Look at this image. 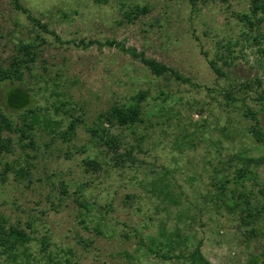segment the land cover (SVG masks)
<instances>
[{
  "label": "rangeland",
  "instance_id": "374dc122",
  "mask_svg": "<svg viewBox=\"0 0 264 264\" xmlns=\"http://www.w3.org/2000/svg\"><path fill=\"white\" fill-rule=\"evenodd\" d=\"M21 2L62 39L122 41L190 83L156 76L115 47L61 45L44 34L46 42L37 47L23 81L0 82V110L17 129L3 131L12 142L3 162L13 170L3 180L0 165V214L31 238L28 258L20 246L15 260L0 262L190 264L189 255L200 242L211 264H262L264 147L247 132L251 122L242 113L252 107L264 125L256 96L264 91L263 57L244 39L236 19L237 12L249 10L250 0H199L194 6L188 0ZM134 5L147 11L128 20L124 12ZM36 31L9 0H0V66L19 56V42L33 41ZM227 41L233 50L223 48ZM219 50L226 63L217 59ZM209 59L217 60L222 77L209 67ZM255 77L262 79L261 86L236 94L237 101L227 106L222 90ZM20 91L23 103L16 101ZM140 91L147 93L141 122L98 125L99 114L130 103ZM28 109L40 118L31 141L18 131L23 119L32 117ZM73 118L79 122L67 139L62 132ZM43 119L59 124L46 128ZM90 127H98L97 136ZM108 136L120 140L134 158L115 166L100 140ZM88 156L98 160L99 171L85 164ZM20 167L25 177L16 173ZM240 167L254 172L240 188L259 215L256 235L249 239L237 215L216 198V184L231 180L224 184L232 188ZM165 185L170 199L160 191ZM217 197L235 200L229 189ZM160 229L167 238L161 247Z\"/></svg>",
  "mask_w": 264,
  "mask_h": 264
},
{
  "label": "trees",
  "instance_id": "16d2710c",
  "mask_svg": "<svg viewBox=\"0 0 264 264\" xmlns=\"http://www.w3.org/2000/svg\"><path fill=\"white\" fill-rule=\"evenodd\" d=\"M189 3L194 6L195 2L199 0H188ZM206 1V0H201ZM226 2V0H222ZM13 9L25 15L26 19L31 23L33 28L36 31L35 38L33 41H21L17 46V51L19 56L12 57L8 66L6 68L0 66V82H9L10 84H14L15 82H22L24 71L29 69L31 63H33L36 59V50L41 44L46 42V38L44 34L50 35L53 40L61 45H73L75 47H81L87 49L91 46H107V47H115L119 51L130 55L135 60L141 62L146 68H148L154 75L156 76H168L176 81L183 83H190V80L187 77L181 76L177 71L172 69L171 67L166 66L158 62L155 59L147 58L142 52H137L135 48L126 47V45L122 41H117L115 39H107L105 41H99L97 39H81L78 41L75 40H66L62 39L61 36L53 29H50L46 23H43L42 20L36 16H34L30 10L21 2V0H9ZM147 8L145 6L134 5L133 8H129L124 12V16L128 20H132V18L137 16L139 13H145ZM236 19L241 23L242 26V36L245 40H251L255 46L259 49V54L263 57V61H261L262 68L264 70V0H250L249 10L247 12H237ZM233 43L231 41H227L223 48L226 50H233ZM207 56L206 53H204ZM217 59L223 60L226 63V58L221 51H217L216 55ZM209 67L216 73L218 77L223 76V72L220 67L217 65L216 59L208 60ZM262 84V79L260 77H255L254 80H243L238 83L229 86V88H225L222 90L223 97L226 100L227 106H232L236 101V94H240L246 91L253 90L254 87H260ZM17 102H24V94L23 91L17 93ZM257 99L259 100L262 111L264 112V91H256ZM147 98V93L145 92H137L131 97L130 103H122L115 104L109 108L104 113H101L97 117L98 125L101 126L102 123L106 122L108 124H117L119 126L128 127L132 126L138 122L142 121V114ZM29 115L32 116L29 118L28 122L24 118L22 127L18 128V131L21 133L22 139H27L28 141L32 140V136L30 134L33 125L40 124L39 113L34 109H28ZM259 112L254 110L252 107L247 106L244 109L242 115L244 117H248L251 122L247 128V132L255 139V141L264 147V125L261 123V120L258 117ZM79 120L73 118L66 129L62 132V135L69 139L73 134V131L76 127V124ZM42 124L44 127L48 128L51 125L59 124L58 121L52 122L50 119H43ZM4 130H17L13 127L12 121L9 117L4 114L0 110V165L3 164V169L1 170V176L3 180L6 178L7 172L13 170V167L8 162H3V156L5 154L12 152V142L9 137L3 135ZM89 132L97 136L98 127H90L88 128ZM101 143L107 147L109 151L112 152V160L114 161L115 166L122 167L125 165V162L128 159L134 158L131 150L124 147V144L116 139L115 137L108 136L106 138L100 137ZM123 149V152H121ZM252 161V159H251ZM85 164L90 166L94 170L99 171L101 169V165L99 164L96 158H92L88 156L85 159ZM16 173L21 177H25L27 174L26 169L18 168L15 169ZM254 172L250 171L246 167H240L235 170L236 179L233 182V187L228 188L224 183L230 182L231 180H226L224 183L219 182L216 184L218 193L217 196H224L226 191L229 189V194L231 199H235L232 202H227L225 199L217 198V200L221 201L226 209L237 215V220L240 228H243V235L246 239L253 238L256 235V223L258 220V211L253 207H249V201L247 199V195L240 188H244V180L253 176ZM250 176V177H249ZM215 185V184H214ZM166 190L162 193L165 194L167 198H171L169 193V186H164ZM156 189V187H155ZM155 192V191H152ZM261 194L264 197V187L260 190ZM244 202L247 205L246 208L242 207V204L239 202ZM81 206L87 207L84 203L81 202ZM159 241L158 246H162L164 244L163 240H167L164 236V230L160 229L159 231ZM30 236L25 232L21 227L9 223L7 219H5L0 214V259L5 257L7 259L15 260L17 251L19 247H23L22 253L25 258L29 257L27 252L30 242ZM140 246L142 247L143 239H140ZM151 240L155 241V237H151ZM44 246V245H43ZM200 242L197 243L196 247H194L193 251L190 253V264H211L208 260L204 258L201 253ZM150 252H154V249H150ZM0 264H2L0 262ZM40 264H70L67 260H56L48 263H40ZM248 264H255V260L250 261ZM264 264V262L262 263Z\"/></svg>",
  "mask_w": 264,
  "mask_h": 264
}]
</instances>
